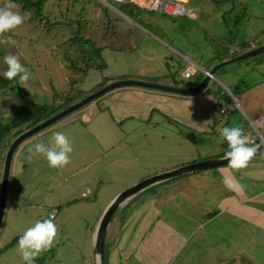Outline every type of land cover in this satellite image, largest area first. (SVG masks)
Instances as JSON below:
<instances>
[{"label": "rangeland", "instance_id": "374dc122", "mask_svg": "<svg viewBox=\"0 0 264 264\" xmlns=\"http://www.w3.org/2000/svg\"><path fill=\"white\" fill-rule=\"evenodd\" d=\"M8 2L9 0H0V7H5ZM16 4L18 7L14 10L26 14L28 18L15 30L0 34V40L6 35H12L16 40L15 45L7 41L0 42V50L5 55H18L30 70L31 75L27 81L19 80L26 98L32 103L50 105L54 110H61L73 100H80L106 86L109 84L106 83L109 76H115L114 79L118 80L138 79L135 77L140 67L151 69L152 76L147 75L148 78L139 80L167 84L162 79L168 78L173 82L171 85L193 87L205 78L204 70H211L222 59H229L236 56L238 51L264 44V0H192L186 7L196 9V18L187 15L169 16L141 9L140 12L152 20V26L144 25V29L122 18L111 5L100 0H48L43 7L44 21L39 20L34 10L24 11L21 4ZM117 17L121 18L120 26H114ZM79 23H83L84 30L81 38L76 39L74 35ZM131 26L134 32L129 41L125 38L129 35ZM167 33L175 34L178 40L170 39ZM84 38L93 40L96 47L99 45V50L92 51L89 50L90 46H83ZM181 52L183 55L191 54L202 67L197 66V72L191 78L183 76L189 61ZM89 63L94 66L90 67ZM6 69L7 65L0 54V74ZM122 72L128 73L126 76L117 77ZM261 73L264 74V52L219 68L209 86L219 93L220 103L215 107L214 114L219 121L224 122L223 126L212 137H199L177 122L154 118L149 129L158 130V133L154 137L150 136L151 150L143 151L146 158L137 163L149 167L156 164L173 165L189 158L187 153L197 154V159L205 158L195 162L218 158L219 154L229 151L227 142L220 136V131L225 126L238 125L244 129L246 135L249 132L251 135L256 134L246 105V96L250 100L255 93L249 92L245 95L244 92L247 86H252L251 83L259 81ZM153 75L155 78H152ZM103 77L105 78L102 79ZM151 90L153 94L149 96L170 94ZM131 101L132 99L127 102L132 104ZM22 105V101L10 87L0 88V125L8 124L21 116ZM221 107L227 112H221ZM107 108L104 111L99 105L93 116L101 114V118L104 115L107 118L110 112L109 107ZM67 116L56 124H62L60 122L66 121ZM76 117L82 122L80 115ZM226 120L229 123L225 124ZM30 123L28 121L9 130L1 142L0 190L9 147L20 132L29 129ZM261 131L264 135V127ZM49 132L46 136H50ZM163 132L167 136L160 139L158 135ZM41 138L27 145L23 142L16 150L20 153L13 156L7 203L0 229V264H24L18 241L10 247L8 244L22 235L36 220L49 217V209L54 208L55 201L46 196L52 192L55 197L64 187L69 193L72 189L73 195L77 197L69 204H62L63 210L54 219L58 226L54 243L36 258L40 260L36 264H96L94 237L91 233L102 206L100 203L95 205L96 200L92 197L82 199L78 196L83 173L71 177L68 173L62 177L56 172L57 168L49 166L42 154H37L41 156L38 160H24L29 148L41 142ZM153 145L158 147L153 148ZM20 161L22 169H15ZM89 162H84L82 166ZM158 173L161 172H156ZM128 185L125 181L105 185L103 195L109 198L111 193H120L131 186ZM70 208L74 211H70ZM128 210V207H121L115 216L121 212L125 216ZM106 253L108 261L110 241L107 237Z\"/></svg>", "mask_w": 264, "mask_h": 264}, {"label": "crops", "instance_id": "0c3cea01", "mask_svg": "<svg viewBox=\"0 0 264 264\" xmlns=\"http://www.w3.org/2000/svg\"><path fill=\"white\" fill-rule=\"evenodd\" d=\"M140 1H111L106 4L111 5L122 18L144 29V25L152 26V20L140 12L146 9L140 6ZM181 1L188 4L192 0ZM196 17L194 8V17L191 18ZM119 19L115 18L114 26H120ZM132 28L129 27L130 33L125 38L129 41L134 32ZM174 35L167 33L170 39L178 40ZM182 56L189 61L184 69L193 64L202 68L191 54ZM204 71L206 75L208 70ZM151 72V69L140 67L135 78H148L147 75L152 76ZM127 73H119L117 77L126 76ZM260 77L259 81L251 83L252 86H247L244 94L255 93L250 100L246 96L247 112L254 128L258 127L262 133L264 74L261 73ZM114 78L109 76L106 83L118 80ZM170 80L166 78L162 82L173 84ZM208 86L192 95L170 92L158 96H149L153 91L148 88L119 87L69 114L66 121L60 122L62 124L55 123L28 138L24 144H30L40 137L44 143H48L56 131L64 132L72 140L71 160L67 165L57 167L56 172L62 177L68 173L70 177L77 173L84 174L80 178L78 196L82 199L92 197L96 200L95 205L100 203L102 206L91 233L94 237L104 210L119 194L117 191L111 193L109 198L104 196L105 185L125 181L130 186L156 172L205 159H197V154L187 153L189 158L178 164L149 167L137 163L146 158L143 151L151 150L150 136L158 133V130L149 129L154 118L177 122L199 137L214 136L224 122L214 114L215 107L220 103L219 93ZM131 99L132 104H129L127 101ZM99 105L104 111L109 107L107 118L105 115L101 118V114L93 116ZM222 109L223 113L227 112L222 107L221 112ZM76 115H80L82 122ZM48 132L50 136H46ZM181 134L185 138L184 133ZM158 136L163 139L167 135L163 132ZM226 153L218 157L226 156ZM40 157L27 152L24 160L34 161ZM88 161L91 163L82 166ZM21 165L22 161L15 169H22ZM224 176H232L243 187L229 189L223 183ZM83 192H88V196H83ZM73 194L72 189L69 193L64 187L55 197L50 192L46 198L54 199L53 206L60 213L62 204L76 199L77 195ZM121 207H128L129 210L125 216L123 212L114 215L113 225L111 223L109 226L107 238L110 241V254L107 261L106 253L105 264H264V150L255 154L242 169H232L227 164L184 174L143 190ZM69 210L74 211L73 208Z\"/></svg>", "mask_w": 264, "mask_h": 264}, {"label": "clouds", "instance_id": "9594fccd", "mask_svg": "<svg viewBox=\"0 0 264 264\" xmlns=\"http://www.w3.org/2000/svg\"><path fill=\"white\" fill-rule=\"evenodd\" d=\"M17 7L18 5L14 0H9L5 7H0V34L15 30L28 18L26 14L15 11L14 9ZM4 41L12 45L16 44V40L12 35H6L3 40H0V42ZM4 62L7 65V69L2 73L5 78L12 80L19 77L21 82L29 79L30 70L21 62L18 55L7 54L4 56ZM220 136L227 142L229 151L226 153V159L232 169L239 170L246 167L259 147L258 144L250 142L244 129L238 125L223 127ZM29 152L33 155L42 154L50 167H63L71 160L70 154L73 152V142L64 132L56 131L52 134V138L48 143L37 142L29 148ZM223 183L229 189L243 187L232 176H224ZM57 230L58 226L50 215L48 218L36 220L34 224L23 231V234L19 237L18 248L24 264H36V258L47 251L54 243Z\"/></svg>", "mask_w": 264, "mask_h": 264}, {"label": "water", "instance_id": "95a60500", "mask_svg": "<svg viewBox=\"0 0 264 264\" xmlns=\"http://www.w3.org/2000/svg\"><path fill=\"white\" fill-rule=\"evenodd\" d=\"M264 52V44L258 47H254L252 49L243 51L238 53L236 56H233L229 59L223 60L218 62L211 68V70L206 72L205 78L198 83L196 86L185 88L179 87L171 84H162L157 82L151 81H144L139 79H123L118 80L112 83L107 84L106 86L84 96L80 100L74 102L73 104L61 109L54 115L46 118L45 120L39 122L38 124L34 125L33 127L27 129L26 131L22 132L10 145L9 150L6 154L5 164H4V173H3V180L1 183V190H0V229L2 226V221L4 217V212L7 203V195H8V188L10 182V173H11V165L13 156L17 150V148L28 138L32 137L33 135L45 130L46 128L50 127L57 121L61 120L62 118L66 117L67 115L77 111L81 107L97 100L101 96L105 95L106 93L124 86H139L148 89L154 90H161L167 91L172 93L184 94V95H192L201 92L204 90L208 85L211 79L214 77V73L221 67L228 65L232 62L238 60H247L253 57H256ZM259 147L257 149V153L264 150V139L259 142ZM228 160L226 156L218 157L214 159L203 160L199 162L185 164L171 170H167L158 174L151 175L146 177L139 182L131 185L130 187L126 188L109 203V205L104 210L102 217L96 227L95 235H94V245H95V257H96V264H105L106 260V237L108 234L109 226L113 221L114 215L117 210L123 206L131 197L135 196L136 194L142 192L143 190L158 184L160 182L188 174L194 173L198 171H202L205 169L220 167L223 165H227Z\"/></svg>", "mask_w": 264, "mask_h": 264}, {"label": "trees", "instance_id": "16d2710c", "mask_svg": "<svg viewBox=\"0 0 264 264\" xmlns=\"http://www.w3.org/2000/svg\"><path fill=\"white\" fill-rule=\"evenodd\" d=\"M47 1L48 0H14L15 3L21 4L22 10L24 11L34 10L36 12V16L39 18L40 21H44L45 19L43 15V7ZM219 2H221V0H219ZM83 30H84L83 23H79L77 30L75 31L74 38L80 39L81 38L80 36L82 35ZM95 45L96 44L94 43L93 40H90L89 38H84L83 46H90L89 50H92V51L99 50V47H96ZM0 54L3 57L5 56V54L2 53L1 50H0ZM89 66L92 67L94 66V64L89 63ZM4 87H10L11 90L20 98L23 105L21 107L22 109L21 116L14 118L8 124L0 125V145L9 130L21 125L22 123H26L28 121L31 122L28 128H31L34 125L38 124L39 122L45 120L46 118L60 111V110H54L53 107L50 105L32 103L30 100H28L26 96L24 95L22 88L19 85V77L9 80L5 78L4 76L0 75V88H4ZM78 100H73L71 103H69V105L73 104L74 102ZM27 110H29V113H27ZM22 132H20V134ZM19 237L20 236L16 237L11 243L8 244V246L10 247L13 244H15L17 241H19ZM39 262L40 260L36 259V263H39Z\"/></svg>", "mask_w": 264, "mask_h": 264}, {"label": "built area", "instance_id": "2783aa9c", "mask_svg": "<svg viewBox=\"0 0 264 264\" xmlns=\"http://www.w3.org/2000/svg\"><path fill=\"white\" fill-rule=\"evenodd\" d=\"M104 3H110L111 1L123 2L125 0H101ZM140 6L154 12H161L169 16H182L187 15L189 17H194V8H187L186 4L181 0H141ZM197 72L196 65H190L185 69L183 76L185 78H191ZM222 112L224 110L222 109ZM256 134L252 136L250 133L247 134L249 140L253 144H259L261 140L264 139V135L260 132L258 127H255ZM83 196H88V192H83ZM59 213L57 207L51 208L49 211V216L51 215L53 219L56 218Z\"/></svg>", "mask_w": 264, "mask_h": 264}, {"label": "flooded vegetation", "instance_id": "af4514ba", "mask_svg": "<svg viewBox=\"0 0 264 264\" xmlns=\"http://www.w3.org/2000/svg\"><path fill=\"white\" fill-rule=\"evenodd\" d=\"M200 82H201V81H200ZM200 82H199V83H200Z\"/></svg>", "mask_w": 264, "mask_h": 264}]
</instances>
